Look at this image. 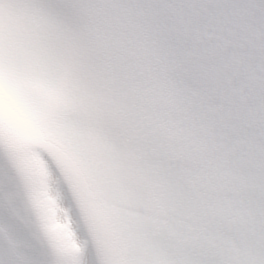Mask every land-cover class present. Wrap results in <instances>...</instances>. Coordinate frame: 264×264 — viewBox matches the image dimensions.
Wrapping results in <instances>:
<instances>
[{"label":"snow or ice","instance_id":"obj_1","mask_svg":"<svg viewBox=\"0 0 264 264\" xmlns=\"http://www.w3.org/2000/svg\"><path fill=\"white\" fill-rule=\"evenodd\" d=\"M0 264H264V0H0Z\"/></svg>","mask_w":264,"mask_h":264}]
</instances>
